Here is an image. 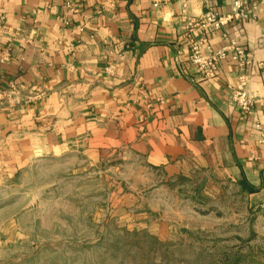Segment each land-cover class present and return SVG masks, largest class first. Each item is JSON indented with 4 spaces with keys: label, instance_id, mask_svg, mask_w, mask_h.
<instances>
[{
    "label": "crops",
    "instance_id": "0c3cea01",
    "mask_svg": "<svg viewBox=\"0 0 264 264\" xmlns=\"http://www.w3.org/2000/svg\"><path fill=\"white\" fill-rule=\"evenodd\" d=\"M243 3L248 19L193 37L244 49L249 114L233 100L236 64L203 80L189 63L187 20L230 15L233 0H0V179L47 159L134 161L264 199V0Z\"/></svg>",
    "mask_w": 264,
    "mask_h": 264
},
{
    "label": "rangeland",
    "instance_id": "374dc122",
    "mask_svg": "<svg viewBox=\"0 0 264 264\" xmlns=\"http://www.w3.org/2000/svg\"><path fill=\"white\" fill-rule=\"evenodd\" d=\"M130 162L47 159L0 179V264H264V199L245 184Z\"/></svg>",
    "mask_w": 264,
    "mask_h": 264
},
{
    "label": "built area",
    "instance_id": "2783aa9c",
    "mask_svg": "<svg viewBox=\"0 0 264 264\" xmlns=\"http://www.w3.org/2000/svg\"><path fill=\"white\" fill-rule=\"evenodd\" d=\"M174 0H150L154 9H162L170 5ZM208 7V3L205 2ZM233 11L230 15H219L211 11L206 12L199 19L187 20L185 29L188 31V48H189V63L196 68L199 76L203 80L215 78L220 69V65L225 61H231L236 64L239 73L236 76V85L233 89V100L239 110L244 114H249L255 105V100L248 94V80L245 74V69L251 63L245 58V51L238 46L234 40H226V45L220 49H212L207 45L205 39L196 40L193 33L200 30L205 33L209 28L221 30L230 22L246 20L249 14L244 9L243 0H233ZM3 17H0V21ZM264 21V19H263ZM259 68L264 69V64H259ZM5 91L0 92V104L5 98ZM10 97V96H8ZM260 130V125L256 126Z\"/></svg>",
    "mask_w": 264,
    "mask_h": 264
},
{
    "label": "trees",
    "instance_id": "16d2710c",
    "mask_svg": "<svg viewBox=\"0 0 264 264\" xmlns=\"http://www.w3.org/2000/svg\"><path fill=\"white\" fill-rule=\"evenodd\" d=\"M243 184H245V183H243ZM246 187H247V186H246ZM247 188L249 189V192H250V193H252V194L254 193V190H253L252 188H250V187H247Z\"/></svg>",
    "mask_w": 264,
    "mask_h": 264
}]
</instances>
